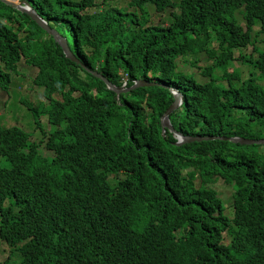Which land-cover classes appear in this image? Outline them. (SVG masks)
Instances as JSON below:
<instances>
[{
    "label": "trees",
    "instance_id": "16d2710c",
    "mask_svg": "<svg viewBox=\"0 0 264 264\" xmlns=\"http://www.w3.org/2000/svg\"><path fill=\"white\" fill-rule=\"evenodd\" d=\"M24 1L77 61L0 0V90L19 65L38 67L33 81L50 103L33 113L42 132L41 115L53 126L45 156L32 133L0 125V240L9 257L264 264V143L225 140L264 139V0ZM155 11L169 20L154 23ZM249 45L255 56L243 55ZM236 52L246 78L229 65ZM187 57L193 67L211 62L200 67L202 81L178 68ZM95 72L129 90H110ZM138 79L156 85L133 88ZM173 88L183 98L170 116L174 130L216 139L178 145L171 129L164 134ZM219 181L232 187L228 205Z\"/></svg>",
    "mask_w": 264,
    "mask_h": 264
},
{
    "label": "rangeland",
    "instance_id": "374dc122",
    "mask_svg": "<svg viewBox=\"0 0 264 264\" xmlns=\"http://www.w3.org/2000/svg\"><path fill=\"white\" fill-rule=\"evenodd\" d=\"M129 0H110L108 3L117 8L123 6ZM103 7V0H100ZM130 11H135L134 8H128ZM167 16L169 20V12L158 13L152 12V21L157 24H161L163 19ZM261 30L260 26H255L253 28V36L251 39L255 37V33ZM264 35H260L258 37L259 40L263 39ZM33 46V45H32ZM251 54L255 56L254 47L249 45L244 51L243 55L250 57ZM257 56V55H256ZM206 56H201V59ZM184 60L186 63H184ZM236 60V61H235ZM235 60L230 61L229 65L232 67L231 70L241 69L243 71V78H246L249 75V67L244 65L241 62L239 52H236ZM189 57L180 59L178 61V68L185 73H194L197 77L198 81H202L200 67L209 66L211 62H196L193 67L190 63H195ZM188 62V63H187ZM19 71L12 73L10 84L8 85V90H0V125L4 128L9 127H19L22 130L32 133L31 141L36 143H41V149L44 150V145L49 140V132L53 130V126L49 123L48 117L44 114L38 117L41 126L45 127V132H42L40 127L37 125V118H35L34 111L35 108H40L42 105H48L50 101L46 99L43 95V89L39 88L35 85L33 79L38 77L40 72L39 68L33 65H28L23 63L19 65ZM264 83V82H263ZM261 83V84H263ZM125 85L119 88H123ZM55 98H60L57 93H53ZM36 112V111H35ZM37 111V115H38ZM46 114V113H45ZM165 134V133H164ZM45 156L48 155V152L45 148L44 150ZM4 159L1 160L0 165L3 168ZM216 190L220 193V196L224 200L225 204H230L231 195L233 194L232 187L226 184L223 181H219L215 185ZM227 214H229L227 210ZM10 248L9 245L4 241L0 240V264H5L7 261H10L9 264H20L21 258L19 262H16L14 259L9 257Z\"/></svg>",
    "mask_w": 264,
    "mask_h": 264
},
{
    "label": "water",
    "instance_id": "95a60500",
    "mask_svg": "<svg viewBox=\"0 0 264 264\" xmlns=\"http://www.w3.org/2000/svg\"><path fill=\"white\" fill-rule=\"evenodd\" d=\"M1 1H5L8 4H11L15 7L18 8L19 11H21L22 13H26L29 15V17L36 22L42 29H44L48 34L52 35L53 38L55 39V42L61 47L64 55H66L67 58L73 60V61H77V59L75 58V56L73 55L67 40L64 39L62 36H60L56 30L52 29L46 20H44L43 18H41L37 12L30 6V4L26 1H21V0H1ZM95 75L101 77L102 79H104V82L106 83L107 87L110 90L115 91L116 93L120 94L121 92H125L128 90H125L124 88H119L117 87L114 83H111L109 81V79H107L105 76L95 72ZM156 85L155 83H150V82H146L144 81V79H138V81L135 82L133 88H138V87H145V86H154ZM172 92L174 93L176 99L174 104L170 107V109L166 112V114L164 115V117L162 118V124L164 127V133H166V129L169 128L173 131L175 137L178 140V145L183 144L185 142L187 143H191L194 141H202L204 139L208 140V139H216V138H191V137H186L183 136L181 133L177 132L174 130L173 124L171 122L170 116L171 114L178 108L181 106L182 104V95L179 91H177L176 89H172ZM225 140L228 141H233V142H239L242 144H253L255 142H260V143H264V139L261 140H255V139H250V138H240V137H233V138H225Z\"/></svg>",
    "mask_w": 264,
    "mask_h": 264
},
{
    "label": "clouds",
    "instance_id": "9594fccd",
    "mask_svg": "<svg viewBox=\"0 0 264 264\" xmlns=\"http://www.w3.org/2000/svg\"><path fill=\"white\" fill-rule=\"evenodd\" d=\"M21 1H24V0H21ZM27 2V1H26ZM125 90H126V87H123ZM176 98V97H175ZM183 99V98H182ZM174 104V103H173Z\"/></svg>",
    "mask_w": 264,
    "mask_h": 264
}]
</instances>
